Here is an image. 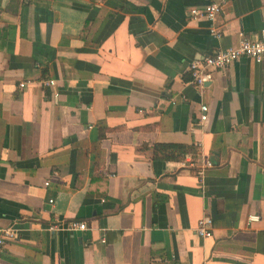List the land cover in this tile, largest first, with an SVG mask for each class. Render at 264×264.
<instances>
[{
  "label": "crops",
  "instance_id": "1",
  "mask_svg": "<svg viewBox=\"0 0 264 264\" xmlns=\"http://www.w3.org/2000/svg\"><path fill=\"white\" fill-rule=\"evenodd\" d=\"M222 1L0 0V264H264V62L189 73L264 30V0Z\"/></svg>",
  "mask_w": 264,
  "mask_h": 264
},
{
  "label": "built area",
  "instance_id": "2",
  "mask_svg": "<svg viewBox=\"0 0 264 264\" xmlns=\"http://www.w3.org/2000/svg\"><path fill=\"white\" fill-rule=\"evenodd\" d=\"M222 3H213L209 5L203 15L211 22L222 12ZM213 34L220 37L216 28L212 29ZM241 58H249L256 63L261 64L264 62V30L255 38H247L244 35L240 36L239 43L236 47L227 50H221L211 56H207L199 61H194L189 66V73L192 76L193 84L198 88L203 89L205 85L214 79L215 72L224 70L234 62ZM55 82L50 81L48 85L54 86ZM27 83L19 85L20 88H24ZM209 119V108L205 105L201 106L200 125H204ZM211 167V164H207ZM49 186V182L45 184ZM251 222H258V216H251L249 219ZM213 219L210 216H204L197 228L196 233L202 238H210L213 235ZM52 232H82L88 230V226L85 222H60L58 224L51 225L48 228ZM16 238V232L12 229L2 230L0 233V247L6 246L11 240Z\"/></svg>",
  "mask_w": 264,
  "mask_h": 264
},
{
  "label": "trees",
  "instance_id": "3",
  "mask_svg": "<svg viewBox=\"0 0 264 264\" xmlns=\"http://www.w3.org/2000/svg\"><path fill=\"white\" fill-rule=\"evenodd\" d=\"M195 151L185 145L157 144L153 147V161L171 162L180 161L188 154Z\"/></svg>",
  "mask_w": 264,
  "mask_h": 264
}]
</instances>
